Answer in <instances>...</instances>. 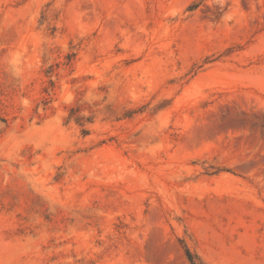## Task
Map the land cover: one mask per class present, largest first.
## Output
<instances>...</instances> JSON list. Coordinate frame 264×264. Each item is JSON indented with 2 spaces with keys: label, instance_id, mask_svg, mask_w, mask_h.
<instances>
[{
  "label": "rangeland",
  "instance_id": "obj_1",
  "mask_svg": "<svg viewBox=\"0 0 264 264\" xmlns=\"http://www.w3.org/2000/svg\"><path fill=\"white\" fill-rule=\"evenodd\" d=\"M0 264H264V0H0Z\"/></svg>",
  "mask_w": 264,
  "mask_h": 264
},
{
  "label": "bare ground",
  "instance_id": "obj_2",
  "mask_svg": "<svg viewBox=\"0 0 264 264\" xmlns=\"http://www.w3.org/2000/svg\"><path fill=\"white\" fill-rule=\"evenodd\" d=\"M229 17H231V14H230V15H227V16H226V19H228Z\"/></svg>",
  "mask_w": 264,
  "mask_h": 264
}]
</instances>
